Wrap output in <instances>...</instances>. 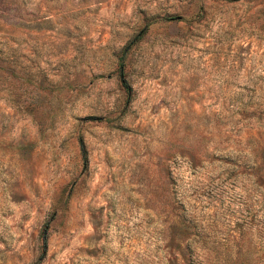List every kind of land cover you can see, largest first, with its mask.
<instances>
[{
	"label": "rangeland",
	"instance_id": "1",
	"mask_svg": "<svg viewBox=\"0 0 264 264\" xmlns=\"http://www.w3.org/2000/svg\"><path fill=\"white\" fill-rule=\"evenodd\" d=\"M0 264H264V0H0Z\"/></svg>",
	"mask_w": 264,
	"mask_h": 264
},
{
	"label": "trees",
	"instance_id": "2",
	"mask_svg": "<svg viewBox=\"0 0 264 264\" xmlns=\"http://www.w3.org/2000/svg\"><path fill=\"white\" fill-rule=\"evenodd\" d=\"M122 71L123 70H121V73H122ZM121 75H123V74H121ZM122 82H123V84H124V86H125V88L127 89V90H129V86H128V84H127V82H126V80H125V78H124V76H122Z\"/></svg>",
	"mask_w": 264,
	"mask_h": 264
}]
</instances>
